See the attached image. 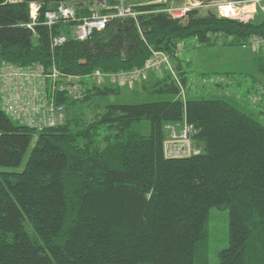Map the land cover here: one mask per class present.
I'll return each mask as SVG.
<instances>
[{"label": "trees", "instance_id": "trees-1", "mask_svg": "<svg viewBox=\"0 0 264 264\" xmlns=\"http://www.w3.org/2000/svg\"><path fill=\"white\" fill-rule=\"evenodd\" d=\"M61 1L0 0V62L81 77V97L57 94L64 120L55 126H30L0 106V264H210L213 207L229 211V247L218 264H264V124L228 98L188 96L180 56L189 41L213 46L223 37L242 47L264 37L261 8L252 20L213 8L180 19L164 10L184 0H143L137 18L116 17L80 41L77 22L42 23ZM31 2L42 5L34 31ZM55 35L67 38L52 48ZM154 51L170 56L176 76L149 73L133 92L155 100L112 102L122 85L90 77L140 68ZM185 120L201 152L168 159L165 127Z\"/></svg>", "mask_w": 264, "mask_h": 264}, {"label": "built area", "instance_id": "built-area-1", "mask_svg": "<svg viewBox=\"0 0 264 264\" xmlns=\"http://www.w3.org/2000/svg\"><path fill=\"white\" fill-rule=\"evenodd\" d=\"M20 3L26 0H7ZM143 0H63L56 9L47 11L42 23L53 27L59 23L77 22L73 28V36L80 41L88 40L94 31L105 29L116 17L137 18L140 14L137 7L147 4ZM251 2L221 1L206 3L204 0H184L181 5H172L165 9L174 18L183 19L192 8H213L220 17L235 20H247L256 14V10L234 15L229 8L246 7ZM264 12V0H253ZM250 6V5H249ZM258 8V7H257ZM42 5L30 3L32 22L28 25L32 30L40 23ZM89 10L91 14L79 17L78 12ZM105 11V12H103ZM34 31V30H33ZM65 35H55L51 39L52 48L66 41ZM242 48L259 52L264 49V37L254 36L242 45ZM170 70L176 72L170 56L163 51H154L152 57L140 68L129 72L106 74L96 70L90 77L98 83L109 79L118 85H132L135 81L145 78L151 72ZM81 77L61 72L55 65L51 68L44 64L20 66L5 61L0 62V106L13 119L30 126L43 128L55 126L63 122L64 105L56 101L58 93H68L81 97L79 83ZM167 139L164 153L168 159H181L197 155L201 149L193 140L194 125L187 120L170 123L165 127Z\"/></svg>", "mask_w": 264, "mask_h": 264}, {"label": "rangeland", "instance_id": "rangeland-1", "mask_svg": "<svg viewBox=\"0 0 264 264\" xmlns=\"http://www.w3.org/2000/svg\"><path fill=\"white\" fill-rule=\"evenodd\" d=\"M248 5H252L254 11L257 12L258 6H254L252 2ZM206 10L207 8L201 9L202 14H206ZM214 10L216 11V9ZM246 19H255V15L253 14L252 17ZM228 42L229 40L223 37H219L217 43L213 46L200 45L198 42H186L187 46L181 50L180 56L184 60V70L187 72L190 82L186 90L187 94L197 99L228 98L245 111L254 110L255 107L252 102L247 100V91H249V85L252 84L250 72L258 64L246 63L243 57L249 54L248 50L231 45ZM259 70L260 68L256 67L255 73L260 78ZM150 74L147 78L158 75L157 72H151ZM103 83L116 85L109 79H105ZM134 88L135 84H125L121 88V93L111 96L109 100L112 102L137 103L157 99L155 97L144 99L142 96L134 95ZM245 104L246 108L243 106ZM260 119L264 124V117ZM141 129L144 134H149V122L144 121L141 124ZM208 229V262L218 264L220 252L229 247V211L213 207L208 215Z\"/></svg>", "mask_w": 264, "mask_h": 264}, {"label": "crops", "instance_id": "crops-1", "mask_svg": "<svg viewBox=\"0 0 264 264\" xmlns=\"http://www.w3.org/2000/svg\"><path fill=\"white\" fill-rule=\"evenodd\" d=\"M256 16V14H254ZM249 54L245 55L244 60L246 63L251 62L252 65H256L258 64L260 70V78L257 76V74L255 73L256 67L253 71L250 72V76H251V85H249V91H247V100L249 102H252V105H254V110L251 109L248 112L254 113L256 115H258L260 118L264 117V95H262V101L261 103H259V101H257V97H259V94L264 93V53L260 52H254L250 49H248ZM159 76L161 73L157 72ZM259 92V93H258ZM247 103V102H246ZM248 105V103H247ZM245 108L247 107L246 104L243 105Z\"/></svg>", "mask_w": 264, "mask_h": 264}, {"label": "bare ground", "instance_id": "bare-ground-1", "mask_svg": "<svg viewBox=\"0 0 264 264\" xmlns=\"http://www.w3.org/2000/svg\"><path fill=\"white\" fill-rule=\"evenodd\" d=\"M253 6L252 5H247L246 7H242V8H229V10L230 11H232V13L234 14V15H239V14H241V13H245V12H247V11H252V10H254V8H252Z\"/></svg>", "mask_w": 264, "mask_h": 264}, {"label": "water", "instance_id": "water-1", "mask_svg": "<svg viewBox=\"0 0 264 264\" xmlns=\"http://www.w3.org/2000/svg\"><path fill=\"white\" fill-rule=\"evenodd\" d=\"M186 21H187V19H184V20L182 21V23H186Z\"/></svg>", "mask_w": 264, "mask_h": 264}]
</instances>
